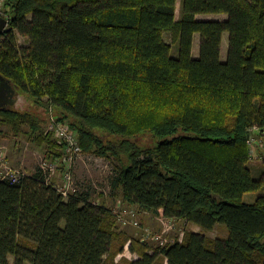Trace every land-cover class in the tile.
<instances>
[{"label":"trees","instance_id":"1","mask_svg":"<svg viewBox=\"0 0 264 264\" xmlns=\"http://www.w3.org/2000/svg\"><path fill=\"white\" fill-rule=\"evenodd\" d=\"M177 4L5 0L0 74L55 109L83 153L116 163L112 189L127 206L203 233L223 225L228 238L185 230L167 247L141 243L118 233L113 210L90 193L66 201L38 169L0 182V264H119L128 243L139 259L124 264H264V164L256 178L248 146L252 127L264 135V0H181L179 19ZM218 14L227 19L198 18ZM44 125L32 111L0 109V128L63 158Z\"/></svg>","mask_w":264,"mask_h":264},{"label":"rangeland","instance_id":"2","mask_svg":"<svg viewBox=\"0 0 264 264\" xmlns=\"http://www.w3.org/2000/svg\"><path fill=\"white\" fill-rule=\"evenodd\" d=\"M181 12V0H178L177 4V19L180 18ZM200 20H211V21H223L227 19L226 15H201L198 16ZM19 45L28 46L29 41L27 38L19 36ZM165 41L172 45V55L177 56L178 45L173 44L172 37L169 34L165 35ZM229 50V34L225 33L222 40V61L226 62L228 59ZM194 56L199 58L200 56V35H196L194 39ZM16 102L13 107L17 110L32 111L34 114L38 115L42 120L45 121L44 129L47 130L50 117L52 115L56 116L55 109L51 108H40L34 105L30 99L24 95L16 94ZM57 117V116H56ZM25 131L29 130V127L25 126ZM158 140L154 141L156 145ZM144 143L150 145L152 143L151 138H145ZM6 153L10 164L21 169L28 175H32L39 169L41 161L48 157V149L45 146H39L32 141V137L26 135L19 136L15 138L13 136V131L10 127L0 128V150ZM251 167L254 168L253 173L256 178L261 175L260 170L263 167L262 163H251ZM117 176L116 174V163L111 159L101 158L93 154H85L78 160L75 169V187L78 192H88L90 193V198L93 202H99V205H103L107 208L113 210L117 206H121V211H134L137 214L138 219L143 227L152 228L156 232H161L163 230V223L160 221L158 216H154L150 213H141L136 209L127 206L123 202V193L121 191L115 192L112 189L113 179ZM62 172L58 173L55 181L56 183H61ZM260 193H250L246 195L245 201L247 203L254 202L255 199L261 195ZM116 231L125 235L130 239H137L142 236V231L140 228L135 226H123L117 221ZM185 230H190L194 232H199L205 234L211 239H221L226 240L229 236L228 230L225 226L219 225L213 231L208 233H203L201 229L195 231V226H185L182 223H176L175 230L173 231V237H179L183 234ZM198 230V231H197ZM120 244L117 242L116 247ZM155 247V245H153ZM122 256L119 258V264H124L123 260L129 262H134L139 259L138 255H131L129 245L124 249Z\"/></svg>","mask_w":264,"mask_h":264},{"label":"built area","instance_id":"3","mask_svg":"<svg viewBox=\"0 0 264 264\" xmlns=\"http://www.w3.org/2000/svg\"><path fill=\"white\" fill-rule=\"evenodd\" d=\"M5 0H0V17H4ZM47 132L53 134L57 140L60 150L63 153V158H44L39 166L45 183L54 186L68 201L71 196L77 193L75 187V169L78 160L83 156V150L79 143L76 133L69 127L68 124L62 123L55 115H52L49 120ZM248 146L250 149L251 163L257 162L264 164V135H262L259 127L254 126L250 129L248 136ZM62 172L61 183H56L55 179L58 173ZM19 168L13 167L3 149L0 150V182L4 180L19 181L26 176ZM99 205V202H94ZM113 215L116 220L123 226H135L140 228L142 236L141 243L155 245L157 247H167L175 242L176 237H173V231L176 227V222L171 219L159 217L164 227L161 232H156L152 228L143 227L137 214L134 211H121V206L113 209ZM183 234L179 236V241H182Z\"/></svg>","mask_w":264,"mask_h":264},{"label":"water","instance_id":"4","mask_svg":"<svg viewBox=\"0 0 264 264\" xmlns=\"http://www.w3.org/2000/svg\"><path fill=\"white\" fill-rule=\"evenodd\" d=\"M9 30V20L0 17V36ZM17 89L12 82L0 74V109L13 106L16 102Z\"/></svg>","mask_w":264,"mask_h":264},{"label":"crops","instance_id":"5","mask_svg":"<svg viewBox=\"0 0 264 264\" xmlns=\"http://www.w3.org/2000/svg\"><path fill=\"white\" fill-rule=\"evenodd\" d=\"M193 50H194V49H193ZM193 55H194V54H193ZM194 57L197 58L196 56H194ZM221 57H222V54H221ZM179 223H182V222H179ZM182 224H183V223H182ZM183 225H185V226H189V227L192 226V225H187V224H183ZM196 228L199 229L198 227L195 226V231H196ZM197 231H198V230H197ZM128 245H129V247H130V243H128ZM123 253H125V252H123ZM123 253H121V254L118 255V257H117V259H116V262L119 263V261H120V259H121V258H119V257L122 256ZM130 254H131V255H138L137 253H133V252H131V251H130ZM138 257H139V256H138ZM136 260H138V259H136Z\"/></svg>","mask_w":264,"mask_h":264}]
</instances>
